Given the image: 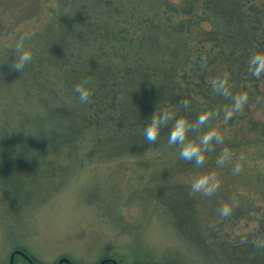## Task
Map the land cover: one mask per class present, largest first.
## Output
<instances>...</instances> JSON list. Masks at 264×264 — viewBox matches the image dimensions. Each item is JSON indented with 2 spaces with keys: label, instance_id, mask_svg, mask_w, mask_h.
Wrapping results in <instances>:
<instances>
[{
  "label": "rangeland",
  "instance_id": "rangeland-1",
  "mask_svg": "<svg viewBox=\"0 0 264 264\" xmlns=\"http://www.w3.org/2000/svg\"><path fill=\"white\" fill-rule=\"evenodd\" d=\"M212 3L0 0V264L15 250L35 264L61 257L73 264L108 257L121 264H232L221 248L264 249L257 243L264 241V82L232 81L235 95L246 93L247 100L227 119L229 106H204V97L209 103L225 96L220 78L209 73L215 62L205 55L216 51L210 41L219 44L236 31ZM22 36L33 59L20 72L9 61ZM252 38L247 44L256 50ZM91 61L117 70L197 69L195 81L202 75L206 87L192 92L198 103L189 111L193 130L219 137L212 139L208 164L195 160L182 168L189 160L179 156L180 147L163 141L134 151L98 142L106 132L79 122L85 109L74 91L90 83L84 73ZM202 114L207 118L200 123ZM186 134L185 142L201 146ZM199 176H211L217 186L210 195L191 191L204 239L192 244L157 193L171 184L191 189ZM222 203L231 206L229 215H220ZM12 264L28 263L15 255Z\"/></svg>",
  "mask_w": 264,
  "mask_h": 264
},
{
  "label": "trees",
  "instance_id": "trees-1",
  "mask_svg": "<svg viewBox=\"0 0 264 264\" xmlns=\"http://www.w3.org/2000/svg\"><path fill=\"white\" fill-rule=\"evenodd\" d=\"M210 1L213 2L212 6L216 9V16L226 23H234L236 31L235 34L225 33L219 44L210 41L211 47L214 50L216 49L214 53L216 55L212 54L211 51L205 55L206 57L211 56L212 62L213 60L215 62L212 67L213 71L209 73L211 77L215 76V79L220 78L221 82L219 81V84H222L221 88L225 96L223 99L220 96L211 97L209 103L206 102L207 98L204 97L206 103L204 106L207 105L210 109H222L228 106L230 108L232 105L231 100L236 94L231 87L232 81L236 80L237 85L254 79L255 82H264V72L259 76H254L249 67V61L253 55L264 54V35H261L264 33V28H262L264 27V0ZM223 4L228 8H223ZM244 24L246 30L242 27ZM249 38H252V40L256 38L253 41L255 43L257 41V45L254 43L256 50H252V43L247 44ZM85 64L89 66L84 75L90 78V83L87 81L86 84L90 89V98L86 103H81L78 100L85 109V116L79 122L87 128L91 127L93 130L106 132L103 135L104 139H99L98 142L111 140L115 142V148L125 151H134L140 145L147 149L151 145L156 146L161 141L168 143L169 131L177 118L186 121L188 125L186 133H189L191 137L193 135L194 141L200 142L204 131L200 129L197 131V128L196 132L193 130L195 128L193 126L195 117L192 118L189 114L190 109L198 104L195 103L192 92L196 96L200 95L199 93L206 87L203 84L204 77L202 75H198L197 77L200 78L197 82L195 81L197 69L185 68L181 70V73H178L172 67L159 68L161 71L158 72L156 69L141 66L137 69L124 68L123 70H117L111 68L110 65H100V63L92 61ZM199 64L198 62V68H205V66ZM204 68L201 70L205 71L206 68ZM257 77L258 79H256ZM75 96H77L76 93ZM153 114L166 118L160 124L157 140L148 142L144 139L143 128ZM74 119L78 123V117L76 116ZM39 120L42 121L43 119L39 118ZM75 124L74 122L71 127ZM71 127H69L68 132L72 129ZM55 138L57 139V137ZM187 140L185 139V141ZM2 144L4 143L0 139V147ZM194 144L198 145L199 143L195 142ZM212 144L214 142L212 143V140H210L200 146L201 154L204 156L202 163L205 165L208 164L212 156L210 151V145ZM174 145L179 146L171 144L173 147ZM192 161L194 162L195 159L182 162L180 165L183 168L192 164ZM157 194L160 204L167 209L168 214L172 216L175 224L178 225L179 234L183 238L187 237V241L192 244L204 242L200 233L201 227L194 212L197 200L191 193V189L183 190L180 186L171 184L166 189L160 188ZM230 249V247H228V250L227 248H221V251L229 256L228 259L232 261V264H256L257 259L263 261L264 264V249L255 252L257 248L250 249L245 246L235 249L234 253Z\"/></svg>",
  "mask_w": 264,
  "mask_h": 264
},
{
  "label": "clouds",
  "instance_id": "clouds-1",
  "mask_svg": "<svg viewBox=\"0 0 264 264\" xmlns=\"http://www.w3.org/2000/svg\"><path fill=\"white\" fill-rule=\"evenodd\" d=\"M27 35V34H25ZM24 37L22 36L13 46L15 52V58L9 61L10 68L16 71L22 72L29 62L33 59V53L30 49L26 48L23 44ZM249 66L251 72L254 76L261 75L264 72V54H255L250 58ZM87 81L76 84L74 91L78 96V100L81 103H86L90 98V89L86 86ZM234 103L229 109L225 111V118L227 119L232 115L233 110H239L242 105L247 100L246 93H240L233 97ZM166 117H158L155 114L152 115L149 122L145 124L143 128L144 139L148 142H154L157 140V137L160 132V124L163 119ZM207 118L206 115L202 114L198 116L197 120L200 123H203ZM188 125L186 121L182 118H177L174 121L172 128L168 134V143L177 144L180 147L179 156L184 160L195 159L197 164H200L204 156L201 154V148L199 145L185 142V134L187 131ZM218 133L214 130L205 132L200 140L201 144H206L212 139H218ZM240 165L237 164L234 168V171H239ZM217 183L213 180L211 176H199L195 178L191 184V191L193 192H202L204 195H210L216 188ZM231 206L227 203H222L219 206V213L222 216L229 215L231 213ZM259 244H264V241H258Z\"/></svg>",
  "mask_w": 264,
  "mask_h": 264
},
{
  "label": "water",
  "instance_id": "water-1",
  "mask_svg": "<svg viewBox=\"0 0 264 264\" xmlns=\"http://www.w3.org/2000/svg\"><path fill=\"white\" fill-rule=\"evenodd\" d=\"M15 255L21 256L25 260V262H27L28 264H35L33 261H31V259L27 255H25L23 252H21L19 250H15L9 255L8 264H12L13 263V257ZM107 261L108 260H103L99 264H103V263H105ZM56 264H72V263L69 260H67V258L61 257L60 259H58Z\"/></svg>",
  "mask_w": 264,
  "mask_h": 264
},
{
  "label": "flooded vegetation",
  "instance_id": "flooded-vegetation-1",
  "mask_svg": "<svg viewBox=\"0 0 264 264\" xmlns=\"http://www.w3.org/2000/svg\"><path fill=\"white\" fill-rule=\"evenodd\" d=\"M105 260V259H103ZM106 260H108V262H106L105 264H121V260L120 259H115V258H112V257H108L106 258ZM99 264V263H97Z\"/></svg>",
  "mask_w": 264,
  "mask_h": 264
}]
</instances>
